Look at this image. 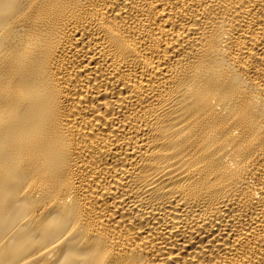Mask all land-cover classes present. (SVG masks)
Here are the masks:
<instances>
[{
    "label": "bare ground",
    "instance_id": "6f19581e",
    "mask_svg": "<svg viewBox=\"0 0 264 264\" xmlns=\"http://www.w3.org/2000/svg\"><path fill=\"white\" fill-rule=\"evenodd\" d=\"M0 264H264V0H0Z\"/></svg>",
    "mask_w": 264,
    "mask_h": 264
}]
</instances>
